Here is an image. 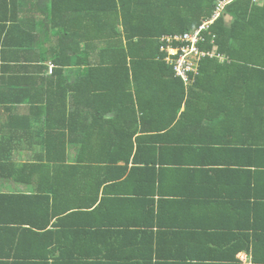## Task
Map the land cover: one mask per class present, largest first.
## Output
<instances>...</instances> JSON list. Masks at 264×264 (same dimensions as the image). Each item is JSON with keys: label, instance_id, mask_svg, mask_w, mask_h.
I'll list each match as a JSON object with an SVG mask.
<instances>
[{"label": "crops", "instance_id": "0c3cea01", "mask_svg": "<svg viewBox=\"0 0 264 264\" xmlns=\"http://www.w3.org/2000/svg\"><path fill=\"white\" fill-rule=\"evenodd\" d=\"M76 3L71 10L60 0L56 14L77 21ZM52 8L53 0H0V264H58L61 251H75L77 240L79 251L107 264H252V249L237 248L256 219L264 229V200H258L264 199V105L247 81L264 74L253 65L225 67L219 86L209 90L218 102L203 105L209 112L198 125L177 116L159 129L167 115L149 113L145 124L156 128L141 130L139 123L131 139L130 110L98 117L88 132L93 116L82 112L92 107L66 101L48 114L51 94L78 80L75 67L60 72L52 60L60 30L52 26ZM123 75L96 91L117 95ZM216 117L225 128L208 129ZM70 122L78 127L73 136L63 134ZM111 126L124 128V137L114 139ZM130 143L134 150L125 160ZM50 157L87 165L54 166ZM25 163L52 166L20 167ZM96 188L98 206L79 208ZM24 193L40 196L17 197ZM259 246L264 253V243Z\"/></svg>", "mask_w": 264, "mask_h": 264}, {"label": "trees", "instance_id": "16d2710c", "mask_svg": "<svg viewBox=\"0 0 264 264\" xmlns=\"http://www.w3.org/2000/svg\"><path fill=\"white\" fill-rule=\"evenodd\" d=\"M72 1L73 4L70 3L71 0H67V6L72 5L68 8L71 10L76 9L75 0ZM59 5L60 0H53L51 23L60 30L59 43L54 46L55 55L52 60L58 67L56 70L60 72L75 67L78 80L68 84L66 89L51 94L48 114L56 115L58 113L55 109L56 105L61 106L66 101L71 104L77 103L78 107H83L82 105L92 107V110L82 112L84 118L88 115L93 116L92 123H85L88 132L98 117L108 112L125 114L130 110L134 115L131 122L132 130L126 135L131 139L138 132L139 123L144 125L141 130L156 128L147 127L145 124L149 113L158 112L167 115V121L159 124L157 127L159 129L169 126L177 116L180 117V123L181 121L185 123L184 119H187L189 126L198 125L202 123V117L207 116L209 112V109H204L203 105L214 100L218 102L219 94H211L209 90L219 86L218 75L226 70L225 67L240 65L248 70V65H253V69L264 74V0L258 3L252 0L232 1L209 29L202 32L204 40L199 41L197 45L206 55L198 61L197 73H188L190 77L188 83H185L180 76H175L173 65L164 60L166 52L161 51L163 45L161 38L197 29L204 20L212 17L215 0H78L76 3L78 20H73V23L72 19L65 21L62 19L63 15L56 14ZM75 24L78 31H70ZM219 55L228 60L221 62L216 58ZM117 74H124L122 83L116 80L117 95L112 97L107 90L96 91L105 89L106 82H111ZM247 86L256 87L257 101L259 104V101H263L264 105V75L259 74L257 78L247 81ZM222 88L226 89V86ZM224 99L227 101L228 97L225 96ZM100 104L110 109H96ZM125 107L128 110L124 109ZM210 112L216 116L220 114L217 110ZM75 113L81 114L78 110L67 118L71 119ZM136 113H140V117ZM63 114L66 115V111H63ZM220 122L217 117L214 118L208 129L213 126L219 127L216 130L225 128ZM62 129L64 135L67 131H71L73 136L78 127L72 126L70 122V126L67 125ZM110 130L114 139L119 140L124 137L122 133L124 128L111 126ZM67 141H69L68 145L74 143L72 140ZM48 143L51 145L53 142L48 141ZM49 144L48 156L52 153ZM133 150L134 146L130 143L128 153L123 155V159L129 160ZM119 159L120 157L114 160L117 162ZM47 160L54 166L72 169L87 165L84 164V159H77L71 164L65 157L60 160L50 157ZM39 165L52 166V164L25 163L20 167L33 169ZM12 166L16 165L12 163ZM98 190L99 188H96L93 196H91L93 190L89 191L88 196L83 197L79 208L91 212L89 209L98 206ZM1 195L3 198L15 196L4 193ZM32 195L40 196L35 193H24L17 197L27 199ZM44 198L50 199V195ZM258 200L264 199L258 198ZM47 206L49 207V203ZM70 208L71 206L66 207L65 213L73 211H68ZM249 210L252 211V208ZM76 211H78V203ZM34 225L38 229L43 227L36 223ZM262 227L263 222L259 219L252 222L248 226L249 230L241 235L243 236L241 245L237 248V251L252 249V264H264V253L258 251L259 244L264 243ZM25 230H33V228ZM73 245L77 246L75 251L69 248L61 251L59 258L61 262L58 264H107L106 258L103 260L98 257L89 258L87 253L79 251L78 240Z\"/></svg>", "mask_w": 264, "mask_h": 264}, {"label": "built area", "instance_id": "2783aa9c", "mask_svg": "<svg viewBox=\"0 0 264 264\" xmlns=\"http://www.w3.org/2000/svg\"><path fill=\"white\" fill-rule=\"evenodd\" d=\"M232 1L234 0H215L212 17L204 20L197 29L186 31L183 34L166 35L161 38L163 42L161 51L166 52L167 62L173 65L175 74L180 76L185 83L190 81L188 73H197L198 61L206 55L197 45L199 41L204 40L202 32L209 29L210 25L224 13L226 6ZM252 1L258 3L260 0Z\"/></svg>", "mask_w": 264, "mask_h": 264}]
</instances>
